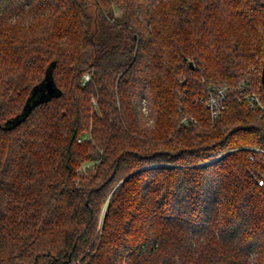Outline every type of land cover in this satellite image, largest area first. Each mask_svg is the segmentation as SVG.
Segmentation results:
<instances>
[{
	"label": "trees",
	"instance_id": "trees-1",
	"mask_svg": "<svg viewBox=\"0 0 264 264\" xmlns=\"http://www.w3.org/2000/svg\"><path fill=\"white\" fill-rule=\"evenodd\" d=\"M263 60L264 0H0V264H264Z\"/></svg>",
	"mask_w": 264,
	"mask_h": 264
},
{
	"label": "built area",
	"instance_id": "built-area-1",
	"mask_svg": "<svg viewBox=\"0 0 264 264\" xmlns=\"http://www.w3.org/2000/svg\"><path fill=\"white\" fill-rule=\"evenodd\" d=\"M85 81H89V76H85ZM231 89V86L224 85L220 87H212L204 96H197L193 99V103L202 108V121L205 123L214 122L225 109L227 93ZM237 101L243 104L248 111H254L259 115L264 114V106L259 99L257 93L252 88L250 81L243 82L237 86ZM142 109L147 114L146 102L142 100ZM192 123L195 126L202 124L201 120L191 116L183 115L179 121V124L186 125ZM251 158V157H250ZM261 185L262 181H258Z\"/></svg>",
	"mask_w": 264,
	"mask_h": 264
},
{
	"label": "water",
	"instance_id": "water-1",
	"mask_svg": "<svg viewBox=\"0 0 264 264\" xmlns=\"http://www.w3.org/2000/svg\"><path fill=\"white\" fill-rule=\"evenodd\" d=\"M260 82L262 85V89L264 91V60L261 68ZM55 93H56V88L54 87L48 76L45 77L42 84L38 86L35 90H33L31 98L29 99V102L27 103V106L24 109V111L27 110L33 103L40 101L46 94L54 95ZM10 122H14L13 119H11Z\"/></svg>",
	"mask_w": 264,
	"mask_h": 264
},
{
	"label": "rangeland",
	"instance_id": "rangeland-1",
	"mask_svg": "<svg viewBox=\"0 0 264 264\" xmlns=\"http://www.w3.org/2000/svg\"><path fill=\"white\" fill-rule=\"evenodd\" d=\"M142 100H141V104H140V109L139 110H140L141 114L144 116V118L146 120V124L148 126H152L153 125V119L150 116V112H149V107H148L147 101L144 99L145 102H146L147 110H148L147 111V114H145L143 112V109H142ZM94 165H95L94 163H86V164L83 165L82 170L83 171H85V170H91V169L94 168ZM102 218H103V215H101L100 218H99V224L102 222Z\"/></svg>",
	"mask_w": 264,
	"mask_h": 264
}]
</instances>
